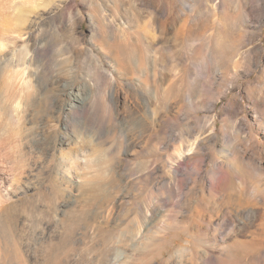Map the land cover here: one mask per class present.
<instances>
[{
  "label": "rangeland",
  "instance_id": "obj_1",
  "mask_svg": "<svg viewBox=\"0 0 264 264\" xmlns=\"http://www.w3.org/2000/svg\"><path fill=\"white\" fill-rule=\"evenodd\" d=\"M0 106V264H264V0H0Z\"/></svg>",
  "mask_w": 264,
  "mask_h": 264
},
{
  "label": "bare ground",
  "instance_id": "obj_2",
  "mask_svg": "<svg viewBox=\"0 0 264 264\" xmlns=\"http://www.w3.org/2000/svg\"><path fill=\"white\" fill-rule=\"evenodd\" d=\"M227 13H224V18L227 19ZM34 24V20H32V24L31 26ZM193 24L195 25L196 22L195 20H193ZM191 24L188 20H184L180 29H179V34H183V33H189L191 32L192 28L194 27V25ZM151 25L154 26V30L156 29L158 31L159 34L163 33L164 30V26H162V24L155 20L154 18L152 19ZM156 40H157V35H155V33H152V38L150 39V46L153 47L156 44ZM223 43V41H222ZM227 49H223L221 43L218 42V45L216 47V49L214 50V55L219 59V60H223L225 59V57L227 56ZM24 87V86H23ZM71 91V90H70ZM88 98L87 96V92L81 91L79 90V88H76V91L72 94V102H69L68 104H66L65 108L67 111H71L74 108H79L80 106L84 105L87 101L86 99ZM32 102V101H31ZM30 102V103H31ZM78 102V103H77ZM77 103V104H76ZM15 109L18 108L19 106V102H15ZM2 110V107L0 106V111ZM253 111V122H257L256 125L259 126V128L264 129V117L260 116V111L259 113L255 110L252 109ZM264 111V108H262V112ZM260 117V118H259ZM6 127V126H5ZM4 130V129H3ZM60 143H67L66 139H60ZM238 161L239 163H237V166L232 167V169H230L231 172H238V170H240V172L242 173V175H251V168H255L256 171L258 172V180L262 181L263 175H264V166H262L261 162H259L256 159H253L251 156L246 157L245 155L241 154L238 157ZM232 175H228L227 178L225 179V183H223L222 186H226L229 184L230 180H231ZM261 198V197H260Z\"/></svg>",
  "mask_w": 264,
  "mask_h": 264
}]
</instances>
